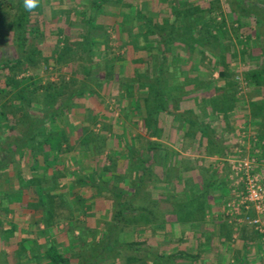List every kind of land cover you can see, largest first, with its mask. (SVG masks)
Wrapping results in <instances>:
<instances>
[{"label":"trees","instance_id":"obj_1","mask_svg":"<svg viewBox=\"0 0 264 264\" xmlns=\"http://www.w3.org/2000/svg\"><path fill=\"white\" fill-rule=\"evenodd\" d=\"M84 1L89 4L92 16L87 17L86 13L85 17L77 16V23L84 24L86 28L84 27L78 33L69 36L68 40L65 41L67 47L73 42V39L84 45L85 56L82 58L84 78L78 89L68 93L64 83H61L60 86L50 81L43 84L38 75H29L18 79V74L23 71L21 65L27 61L34 65L32 63L34 56L38 57L42 53L39 43H35L30 48V46H27V40L34 35L35 40L39 41L40 37L43 38L40 17L43 3H46V1H42L32 12L25 10L23 0L18 2L20 31L16 34V38L22 53L17 59H0V150L3 151V154L0 155V180L6 178L8 174L10 178H15V183L18 185L14 190L9 189L7 193L0 192V215L6 217L12 213L15 216H21L24 209L28 207L22 201L25 194L35 196L38 201L33 205L30 203L34 209V212L28 215V224L32 231L30 237L23 244L27 248H25L24 259L20 260L21 257L19 258L15 250L9 251V254H13L14 264H102V262L103 264H201V254L199 253L191 254L184 251L171 253L165 251L164 243H170V240L173 239L172 234L167 232L161 235L159 230L152 233L150 229H147L140 232L138 240L124 241L123 233L126 228H131L127 226L128 216L132 212L145 211V214L148 212L147 209L133 208V205L136 206L134 200L139 194L136 189L135 191L129 187L109 189L114 195L113 206L109 211L108 220L102 223L104 227L100 230L92 229L93 231H90V229H85L87 232L84 231V233L91 234L96 241L94 245L95 254L90 259L85 258L82 253L73 254V251L67 252L64 249V244L57 239L59 223L53 222L51 216L58 205L72 208L71 214L75 217L69 219V224L73 229H76L81 226V224H78L81 216L85 214L95 216L98 214L92 210L95 205L93 201L89 202L93 197L87 194L91 189L90 187L85 189L86 186H83V189H79V195L75 197L77 200L76 206H71L67 197L70 195L69 192L65 191L67 190L66 187L60 185L58 181L63 178L64 168L68 166V161L70 162L69 155L76 147L80 149L78 150L77 159H82L83 154L91 148L95 150V153L97 152L96 154H100L99 151H96L97 137L100 135L94 130L92 123H89L90 121L86 118L80 122L74 121V123L70 117H67V112L71 107L69 104L73 101L80 105L83 100L87 101L96 96V92L92 87L94 81H105L102 76L104 72L95 67L96 60L94 58L96 54L102 51V46L97 40L99 36L105 35L107 29V24L97 23L101 14L104 11L113 9L112 12L118 18L116 19L117 23L113 25L117 30L120 49L126 47L131 52V49L137 47L143 50L146 46L147 58L149 57L146 59L147 62L149 60L154 63L158 61V76L155 81H143L141 73L122 79V86L127 89L125 107H127L126 111L131 119L140 114L142 115L146 111V105L141 99L154 89H156L158 98L154 112L161 114L166 110L162 106L161 86L164 83L162 75L165 71V64L168 65L169 70L172 71L171 74H173L169 79L171 83L186 79L194 84L201 81L203 82L201 84L202 90L209 94L214 93V89L218 88L217 83L233 77V66L225 67L221 58V55L226 52L225 50H230L229 44L233 45L232 40L219 41L221 36L219 31L227 17H224L222 12L220 13L216 5L210 6L209 9L202 8L201 4L206 0H189L185 3H182L181 0H159L165 5L159 12L151 9L149 1H143L136 6L134 0ZM222 1L226 2L232 26L237 24L234 27L235 31H239L241 35L246 37V39L237 38L239 45L242 46V49L239 50V59L245 65L242 76L249 88V94H251L250 105L248 110L244 111V115L247 120L251 118V121L257 126L255 149H260L261 154L257 156L261 160L264 153V38L261 33L256 32L255 28L259 24L263 25L264 0ZM209 2L211 5L219 4L220 1L210 0ZM4 3L5 0H0V43L5 39L3 31L5 32L7 27L4 21L9 14V11L5 10ZM219 16L223 21H217ZM191 17L197 20L198 25L184 29V22ZM127 18H130V20L125 24L124 21ZM126 31L130 40L126 39ZM213 40L216 43H212ZM67 47L64 48L67 49ZM217 48L221 51H218ZM30 49L31 54L28 55ZM171 51L173 52L170 54L169 61L166 52ZM62 52L57 56L38 60L35 68L40 67L42 64L54 65L60 62V58L62 59L64 56ZM183 52L185 54L182 55L184 58L181 61L177 57ZM147 62L143 63L144 65L142 64L141 67H148ZM202 67L208 69L207 75L203 77L198 75L203 69ZM143 70L139 69V72ZM121 71H117V73L120 72V77L122 76ZM215 71L219 73L218 79L214 77ZM113 81L114 78L111 77L108 84H112ZM62 82L66 81L63 79ZM230 84L232 83L229 82ZM135 88L137 93L141 95V99L136 97ZM221 92L222 89H219L217 95L212 96L218 100ZM207 93L206 95H208ZM256 94L260 96L256 98ZM43 95L47 98L48 105L37 102L40 101L38 96ZM75 107L77 106L75 105ZM81 108H77V110H83ZM14 109H17L18 113L13 112ZM176 114L181 119L187 117L185 113L180 111ZM190 123L196 125L192 121ZM74 125H76L75 129ZM77 126L79 127L77 128ZM156 126V124H151V130L154 131ZM128 130L129 128L126 125L116 130L119 134L123 132L127 134L122 137L120 142H123L129 160L136 162L137 167L143 166L142 168H145L144 165L148 161L147 156H149L150 150L155 147L150 141H147V154L143 156L140 148L137 149L133 144V140L130 137L128 138ZM104 132L106 134L108 130L105 128L102 133ZM108 169V167H105L106 171ZM114 180L119 181L121 179L115 176ZM234 197L235 195L231 194L229 199L224 202V206ZM40 206L42 209H40ZM38 214L44 216L46 229L42 231V234L35 237L33 232L39 230ZM148 214L152 215L150 210ZM225 218L229 220L231 217L226 215ZM18 220L20 219L18 218ZM226 222L228 223V221ZM235 223L230 225L227 235L221 237L222 242L226 239H232ZM255 230L261 236L264 235L257 229ZM0 231L4 233L2 227H0ZM152 236L156 238L163 237V240L159 237L160 240L156 241L155 244L154 241H151ZM205 243L211 244V237L205 239ZM236 262L237 264H253L246 262L243 258L236 259ZM257 264H264V257Z\"/></svg>","mask_w":264,"mask_h":264},{"label":"rangeland","instance_id":"obj_2","mask_svg":"<svg viewBox=\"0 0 264 264\" xmlns=\"http://www.w3.org/2000/svg\"><path fill=\"white\" fill-rule=\"evenodd\" d=\"M43 2L46 1V3H43V9L41 13V37L38 41L35 40V35L30 36L27 40V46L30 48L33 47L35 43H39L40 49H42V53H40L37 56H34V60L32 65L30 62H25V64L21 65V68L23 71L18 74V79H21L22 77H28L29 75H38L40 79L42 80V83L45 84L48 81L56 83L58 86L62 85L61 83H64V86L66 87V91L69 93L71 91H75L78 89V87L81 85L83 78H84V72H83V60L82 58L85 56V50L84 45L76 42L77 40L73 39V42L70 43L67 46H65V41L68 40V37L76 34L84 27L86 26L84 24L77 23L78 17H85V13L87 17H91L92 14L90 12V6L89 4L84 0H42ZM40 0V3H42ZM135 6L139 5L143 1H149L151 9L155 12L161 11L165 5L159 0H134ZM189 0H181L182 3H185ZM210 0H206L201 4L202 8L209 9L210 6H215L219 9L220 13L222 12L224 17L226 18L225 23H223L220 33V40L219 41H225V40H232L233 45L229 44L230 50H225L221 56L222 63L225 67L227 66H233L234 71L232 72L233 77H230L228 80H222L220 83H217L216 86L218 87L216 90L214 89V93H201L202 87L201 84L203 82L197 81L196 84L192 83L188 79L177 81L175 83H171V80H169L173 74H171V70L168 67V65L165 64L164 68V74L162 75V78L164 79V83L162 86V106L166 110L164 112L172 113L174 115H177V112H183L188 117H193L197 115V108L200 106L201 97L203 100H209L214 111L216 110H223V113L227 116L231 112L235 110L236 107H240L243 105V102L250 103V96L249 94V88L246 84V82L243 79L242 71L245 68L244 63L239 59L240 54L239 50L242 49V46L238 43V37L242 39H246L245 35H241L238 32L235 31L234 27L237 26L235 24L231 23L230 14H228L227 11V5L226 2L219 0V4H209ZM18 2H21V0H5L4 7L6 11H9V14L6 16V19L4 21L5 26L7 27L6 31L4 33L5 39L2 40L0 43V59H17L21 55V49L19 48V45L17 44V38L16 34L20 31V25L18 21V15L20 13V10L18 9ZM52 2V3H51ZM115 10V9H114ZM113 9H109L107 11H104L101 16L98 18L97 23L98 24H107L106 33L103 36H99L98 43L102 46V51L99 54H96L94 56L95 58V67L104 73L102 76L104 77L105 81H94L92 84V87L94 88V91L96 92V96L90 98L89 100H83V103L78 105L74 101L70 103L71 106L70 109L67 112V117H70L71 120L75 119H82L86 118L89 123H92V127H94V130L100 135L98 138V143L96 146V150L100 152V154L105 153L107 151H113V148L122 146V144L118 145L117 141H109V139L105 138V132H103V129L106 128L108 130L107 134H109V138L112 137V133H116V130L119 129V126L124 127L125 125L129 128V132L132 133H141L143 135H149V132H155V134H160L161 128L160 125L156 124V129L154 131H151V124H152V118L155 114L154 110L157 107V96H156V89L152 90L148 95L144 96L142 98V101L146 105V111L144 112L145 115H147L146 119L143 120L141 123H138L137 125L130 124V116L128 115V112L126 111L125 107V96L127 94V89L122 86L123 84V78L127 79L131 77L132 75H135L136 73H141L142 80L146 82H153L155 81L156 77L158 76V66L157 62H153L149 60L147 62V51L146 46L143 50L140 48L133 50L131 49V52L128 51V48L124 47L120 49V44L118 41L117 36V30L114 27V23H117L115 17V14L112 12ZM226 15V16H225ZM158 17V16H157ZM221 16L218 17L217 21L221 22ZM130 18H127L126 21H124L125 24L128 23ZM264 20V19H263ZM76 21V22H75ZM218 22V23H219ZM220 24V23H219ZM198 25V22L195 18L191 17L188 18L183 26L184 29H189L192 27H195ZM218 25V24H217ZM256 32L261 33L262 37L264 38V22L263 25L259 24L256 26ZM125 31V30H124ZM72 32V33H71ZM127 33V31H126ZM40 34V35H41ZM126 38V37H125ZM129 38V34L127 33V38ZM216 43V41L213 40L212 43ZM152 46V45H151ZM64 47H67L65 49ZM222 49V47H220ZM219 49V48H217ZM228 49V46H227ZM64 51V52H62ZM128 51V53H127ZM218 51H221L220 49ZM31 49L28 53L30 55ZM61 52L64 54L62 59L60 58V62H57L54 65H46L42 64L40 67H36L35 65L38 64V60L53 57L54 55L61 54ZM171 52H166V56L168 58L171 56ZM185 52L178 55L179 60H183V56ZM239 59V60H238ZM170 61V58L168 59ZM148 63V67L146 68L142 66L143 63ZM234 62V64H232ZM211 64V63H210ZM232 64V65H231ZM144 65V64H143ZM141 67V68H140ZM203 68V67H202ZM27 69V70H26ZM139 69H144L142 72H139ZM122 70V76L120 77L119 73L117 71ZM208 69L203 68L199 72V76L201 77L207 75ZM235 72V73H234ZM124 73V74H123ZM182 72L180 73V75ZM111 75V76H109ZM170 75V76H169ZM112 78H114V81L112 84H108V81ZM214 77L218 79L219 73L218 71H215ZM63 79L66 82H62ZM115 79H117L115 81ZM229 82L232 84L229 85ZM107 83V84H106ZM155 86V84H154ZM153 86V87H154ZM157 88V86H156ZM153 89V88H152ZM219 89H222L221 96L218 100L217 98L212 95H217V91ZM213 90V89H212ZM212 92V91H211ZM236 94V96H234ZM202 95V96H201ZM260 95L256 94V98H258ZM139 97V95H137ZM218 97V96H217ZM235 97V99H234ZM216 98V99H215ZM38 99L40 101H37L40 104H47V98L43 96H38ZM244 99V100H242ZM43 101V102H41ZM183 102H187L185 104H182ZM217 103V104H215ZM76 105L77 107L74 108ZM83 108V110L78 111L77 108ZM81 108V109H82ZM189 108V110H187ZM13 112L18 113L17 109H14ZM243 115V114H241ZM228 120V119H227ZM79 126H77L78 128ZM192 127V129H191ZM191 129V130H190ZM254 130V129H253ZM246 132V131H245ZM187 144L185 142V145H182L184 149H189L191 143L193 140H198L201 145V128H198L196 125H192L190 123L189 129L187 131ZM252 135L255 133L251 132ZM106 134V135H107ZM247 134V133H246ZM114 135V134H113ZM249 139V138H248ZM157 140H154L155 148L159 149L162 148L159 146V141L155 142ZM134 146H136L137 149L141 148L140 142L138 139L135 141L133 140ZM222 147H224L222 145ZM117 150V149H115ZM248 151V150H247ZM115 157V156H114ZM106 156H104V159ZM109 159V157H108ZM107 159V161H108ZM189 157L185 156L184 163H188ZM110 164H114V167L112 168L115 171V168H117V164L120 163V158L115 159H109ZM122 160V159H121ZM109 162V161H108ZM191 162V161H189ZM124 162H121V165ZM129 168V167H127ZM136 169V168H135ZM133 171L128 174H117L121 180L119 182L115 181V184L113 185L114 188L121 187L125 188L124 184L132 188V190H137L138 182L140 181V176H145L144 171H136L132 169ZM261 170V169H260ZM144 174V175H143ZM145 179V178H144ZM143 179V180H144ZM146 180V179H145ZM232 180V178H231ZM125 181V182H124ZM236 182V180H234ZM146 182V181H144ZM127 183V184H126ZM68 197V203L71 206H76L77 200L76 198H73L69 196ZM107 198L100 199L97 204L93 207V211L97 212L98 214L95 216H89L87 214L81 216L79 218V223L81 224L80 228L73 229L71 227L70 220L74 219V215L71 214V209L69 207H65L58 205L57 208L52 212V220L55 223H59V231L57 239L60 243L64 244V249L67 252H72L73 254L82 253V255L85 258H89L95 254V239H93V236L91 234L84 233L87 232L85 229H90V231H93L94 229L100 230L104 227L102 223L104 221H107L110 216V210L112 209V201L110 199V196H106ZM67 199V198H66ZM66 201V200H65ZM136 203V206L133 205V208H143L147 209L148 212L150 209L154 208L155 214L152 213V215H149L148 212L140 211L144 214H141L140 212L135 213L132 212L128 217L127 220V226L131 227L130 229L125 230L123 233L124 235V241L125 242H131L136 241L139 239V230L138 229H144L145 227H149L153 224H164L163 219H160L161 215L163 214L161 207L157 203H150L151 201H144V200H134ZM178 203H176V207H174V231L171 230L170 227L167 228H161L159 229V233L161 235L165 234V232L172 235V240H170V243H164V250L168 252L172 247H178L177 251H184L189 253L185 250V248H195L197 249L198 245L200 247L195 253L201 254V235H195L193 236L191 233H188L187 230H181L180 227L181 223H190L193 221H201V203L198 204V200H195L196 202H190L186 204L180 203L179 200H177ZM153 202V201H152ZM182 202V201H181ZM59 203V202H58ZM114 203V201H113ZM146 210V211H147ZM170 210V209H168ZM151 211V210H150ZM154 215V216H153ZM157 215V216H156ZM5 217L2 215L0 216V227L3 228L4 233L2 235V232L0 231V264H14V257L13 254H9V251H16V254L21 257L20 260L24 259V254L26 251V247L22 243H20V233L17 223L13 222L12 220H5ZM62 218V219H61ZM162 218V217H161ZM171 222V221H170ZM130 223V224H129ZM167 223V222H166ZM229 225H233L231 222H229ZM45 225V224H44ZM42 228L46 229V226ZM235 226V225H234ZM82 227V230H81ZM238 228V226H237ZM93 229V230H92ZM69 230V231H67ZM99 232V231H97ZM225 232L228 233L229 229L227 226H225ZM155 233V232H154ZM178 233V236L175 235ZM246 236L253 237L254 235L251 234V230L247 231ZM24 234V233H23ZM85 234V235H83ZM160 235V236H161ZM159 236V237H160ZM151 237V241L155 242L159 241L160 238L163 240V237ZM245 237V238H247ZM157 239V240H156ZM213 238L211 237V240ZM257 242V241H256ZM12 244V246H10ZM158 244V243H157ZM166 244V245H165ZM159 245V244H158ZM160 246V245H159ZM180 247V248H179ZM26 248V249H25ZM192 254V253H191ZM18 258V257H17ZM235 258V257H233ZM227 263L233 264L230 259L227 260ZM103 264V262H102Z\"/></svg>","mask_w":264,"mask_h":264},{"label":"crops","instance_id":"obj_3","mask_svg":"<svg viewBox=\"0 0 264 264\" xmlns=\"http://www.w3.org/2000/svg\"><path fill=\"white\" fill-rule=\"evenodd\" d=\"M201 93L205 92L202 90ZM135 95L136 97L139 95L137 98L141 99V95L137 93L136 88ZM199 102L200 106L197 108L198 113L193 117L187 116L185 119H181L172 113H155L152 118V125H160L162 129L160 134H155L154 136L155 132H150L148 133L149 135H143L141 132L138 134L133 133L132 135L129 132L128 138L130 137L134 141L136 139L139 140L141 145L140 151H142L143 156L147 154V141H150L155 146L154 140H157L159 141V146L162 147L150 150L149 156H147L148 161L144 165L145 168H142L143 166L137 167L136 162L134 163L129 160L128 153L123 147V142H120L122 137L127 135L126 133H112L110 134L112 135L110 138L109 134L106 133L107 135L103 134L106 139H109V141L115 140L118 142V145L122 143V146L114 147L113 151H107V154L102 153L101 155L96 154L97 152L95 153V150L91 148L83 154L82 159H77V155L79 154L78 150L80 149L76 147L71 151L69 155L70 162L68 161V166L64 168L63 178L58 182L60 185L66 187L67 190L65 191H68L70 197L73 196V198L79 195L78 190L83 189V186H86L85 189L90 187L91 189H89L87 194L93 197L89 202L93 201L94 204H97L100 199L107 198L106 196L108 195L111 201L113 200L114 195L109 189L114 188L113 185L116 181L114 177L118 176L115 175L116 172H118L117 174H130L133 171L132 169L136 173L137 171H144L145 176L148 177L140 176V181L137 186L138 190H136L139 194L136 197V201L144 200L159 204L161 207L160 210L163 212L161 215L162 218L160 217V219H163L164 224H153L150 228L138 229L139 232L150 229L154 233L155 230L167 228V226L174 231L175 223L173 221L176 214L173 209L176 207V203H178L177 200L182 204L196 202L195 200H198V204L201 203V222H184L181 223L180 227L182 228L181 230H187L193 236L201 235V264H228V259L233 264H237L236 259L240 258H243L248 263L257 264L264 257V235L261 236L253 226L235 223L232 239H226L223 242L221 240V237L227 235L225 226L228 229L230 227L226 221L234 223L231 219L227 220L225 218L226 214L224 211V202L229 199L231 194L235 195V190L238 188L232 178L230 163L232 159L251 156L255 154L256 150L260 151L258 148L255 149L257 126L254 125L251 118L247 120L244 115V111L248 110L250 103L243 102V105L236 107L233 112L226 116L222 109L214 111L208 99L203 100L201 97V101ZM185 103L187 102H183L182 104ZM146 117L147 115L144 113L142 115L140 114L130 119L129 123L137 125L145 120ZM72 121L80 122L83 120L76 118V120L73 119ZM190 121L192 123L194 122L198 128H201V134L199 133L201 135V145L198 140H193L189 146L190 148L184 149L182 145H185V142L187 144L185 138L188 134L187 131ZM251 132L255 134L252 135ZM2 154L3 151L0 150V155ZM104 156L106 158L103 161ZM185 156L189 157V161L191 162L184 163ZM108 157L109 159L120 158V163L115 168V171L117 170L116 172L112 168L114 164H110ZM122 161L124 163L121 165ZM105 167L109 168L108 171L105 170ZM259 168L264 171V153L263 157H261ZM17 186L15 178H10L8 174L6 178L0 180V192L3 194L7 193L9 189L14 190ZM125 186L129 187L124 184ZM22 201L28 205L22 212L23 214L21 216H15L10 213L4 219L17 223L18 228H20L19 233L21 234L19 241L24 244L30 237L32 231L28 224V215L34 212L31 205L38 201L35 196H30L29 194L23 195ZM30 203L32 204L30 205ZM40 209H42L41 206ZM150 210L151 213H156L154 208ZM252 214L255 215V212L252 211ZM37 217L39 218V230L38 232H33V236L35 237L42 234V231L45 230L42 228L45 224L44 216H41V214L39 216L38 214ZM249 230L254 235L253 237L249 236L250 233H247ZM246 234H249L248 237ZM175 235L178 236V233ZM209 237L213 238L211 244L205 243V239ZM199 247L200 245H198L197 249L193 247L185 248V250L187 249L186 251L189 253H195ZM177 248L172 247L168 251L172 253L177 251Z\"/></svg>","mask_w":264,"mask_h":264},{"label":"built area","instance_id":"obj_4","mask_svg":"<svg viewBox=\"0 0 264 264\" xmlns=\"http://www.w3.org/2000/svg\"><path fill=\"white\" fill-rule=\"evenodd\" d=\"M259 152L256 150L254 155L232 159V178L238 188L224 211L233 222L251 225L264 234V171L259 168Z\"/></svg>","mask_w":264,"mask_h":264},{"label":"clouds","instance_id":"obj_5","mask_svg":"<svg viewBox=\"0 0 264 264\" xmlns=\"http://www.w3.org/2000/svg\"><path fill=\"white\" fill-rule=\"evenodd\" d=\"M40 4V0H23V6L26 11L32 12Z\"/></svg>","mask_w":264,"mask_h":264}]
</instances>
